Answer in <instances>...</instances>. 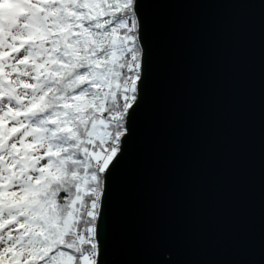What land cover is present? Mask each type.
<instances>
[{"label": "water", "instance_id": "obj_1", "mask_svg": "<svg viewBox=\"0 0 264 264\" xmlns=\"http://www.w3.org/2000/svg\"><path fill=\"white\" fill-rule=\"evenodd\" d=\"M137 14L143 76L101 264H264V0H138Z\"/></svg>", "mask_w": 264, "mask_h": 264}, {"label": "snow or ice", "instance_id": "obj_2", "mask_svg": "<svg viewBox=\"0 0 264 264\" xmlns=\"http://www.w3.org/2000/svg\"><path fill=\"white\" fill-rule=\"evenodd\" d=\"M138 0H0V264H101L139 97Z\"/></svg>", "mask_w": 264, "mask_h": 264}]
</instances>
